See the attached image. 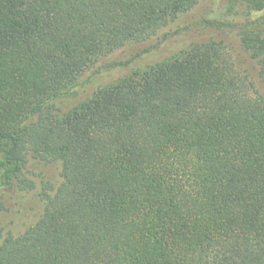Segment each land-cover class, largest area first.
Returning <instances> with one entry per match:
<instances>
[{
    "label": "trees",
    "instance_id": "trees-1",
    "mask_svg": "<svg viewBox=\"0 0 264 264\" xmlns=\"http://www.w3.org/2000/svg\"><path fill=\"white\" fill-rule=\"evenodd\" d=\"M200 0H0V212L57 163L42 214L0 264H264V28L192 43L64 110L96 63ZM228 14L264 0H225ZM242 66V67H241ZM245 66V68L243 67Z\"/></svg>",
    "mask_w": 264,
    "mask_h": 264
},
{
    "label": "rangeland",
    "instance_id": "rangeland-1",
    "mask_svg": "<svg viewBox=\"0 0 264 264\" xmlns=\"http://www.w3.org/2000/svg\"><path fill=\"white\" fill-rule=\"evenodd\" d=\"M225 0H200L199 4L162 28L154 36L141 42H128L118 50L86 70L69 93L56 102L62 111L87 99L96 89L108 86L130 73H142L147 65L176 58L192 43L209 38L222 40L229 51L242 62L238 26L246 21H257L264 28V11L240 15L228 14ZM242 67V66H241ZM245 68V66H243ZM24 175L33 181L27 191H4L1 195L6 210L0 212V236L18 235L33 225L42 214V192L55 189L60 182V166L29 160Z\"/></svg>",
    "mask_w": 264,
    "mask_h": 264
}]
</instances>
